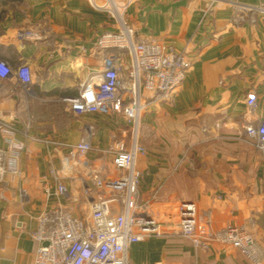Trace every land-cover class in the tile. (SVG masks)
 I'll return each mask as SVG.
<instances>
[{"label":"crops","instance_id":"0c3cea01","mask_svg":"<svg viewBox=\"0 0 264 264\" xmlns=\"http://www.w3.org/2000/svg\"><path fill=\"white\" fill-rule=\"evenodd\" d=\"M208 1L136 0L127 9L136 37L155 38L191 63L168 100L143 95L147 107L137 140L146 153L135 161L138 201H148L155 214H173L181 202H192L209 233L244 226L264 251V153L244 129L264 118V17L246 13L234 23L230 4L264 0H224L207 12ZM114 29L109 14L86 0H0V59L13 71L0 80V123L13 127L26 146L19 184H0V264H32L35 243L28 233L37 217L61 207L87 218L89 202L99 195L92 176H119L109 149L118 136L130 146L131 126L123 115H75L61 101L77 95L83 83L102 71L107 54L129 66L125 52L99 54L93 48L97 36ZM23 64L33 74L27 87L14 75ZM249 92L256 96L257 118L245 105ZM81 140L91 146L85 154L73 150ZM58 184L65 197L57 194ZM111 209L118 213L116 204ZM127 262L250 264L216 243L206 252L195 250L179 235L131 245Z\"/></svg>","mask_w":264,"mask_h":264},{"label":"built area","instance_id":"2783aa9c","mask_svg":"<svg viewBox=\"0 0 264 264\" xmlns=\"http://www.w3.org/2000/svg\"><path fill=\"white\" fill-rule=\"evenodd\" d=\"M95 10L109 14L115 29L101 33L95 39L94 50L125 52L130 58L128 67L117 62L114 54L102 60V71L80 86L77 95L63 97L75 115L96 113L122 114L131 126L132 138L126 147L124 136L115 138L109 153L111 164L119 176L113 179L92 176L98 197L89 202L87 218H78L69 210L56 207L43 212L28 235L35 243L32 264H128L127 250L149 237L179 235L187 239L195 250L206 252L212 243L229 247L240 253L250 264H262L264 251L244 226H225L208 232L199 223L196 206L181 202L173 214L152 213L148 203L138 201L139 173L135 169L137 157L146 151L137 140L139 122L147 107L143 95L150 94L157 101L168 100L184 82L191 63L181 52L162 44L155 38H138L125 18L127 0H86ZM234 8L232 21L239 22L242 14L264 16V1L257 5L230 2ZM23 36L39 39L37 34ZM13 74L0 59V80ZM14 75L23 86H30L33 74L29 66H19ZM245 105L251 117H256V96L249 92ZM3 147H0V184L7 180L19 184L22 178L20 159L25 144L16 138L13 127L0 123ZM246 137L264 153V118L245 128ZM91 149L81 140L73 150L85 154ZM53 174V170H50ZM46 194L48 190L45 188ZM24 196L23 190L21 191ZM115 194L114 196H105ZM57 194L65 197L66 190L57 185ZM102 194V195H101ZM118 206L113 213L111 206ZM209 219L206 224L209 225Z\"/></svg>","mask_w":264,"mask_h":264},{"label":"rangeland","instance_id":"374dc122","mask_svg":"<svg viewBox=\"0 0 264 264\" xmlns=\"http://www.w3.org/2000/svg\"><path fill=\"white\" fill-rule=\"evenodd\" d=\"M184 1H187L188 3H190V2H192L193 0H184ZM136 2V0H127L126 1V3H127V9L133 4V3H135ZM220 2H224V0H211V1H208V3L206 4V7H205V11H207V12H210L212 9H213V6H214V4L215 3H220ZM127 9H126V11H125V18H126V12H127ZM234 13L235 12H232L231 13V18H233V16H234ZM249 14V13H248ZM262 17H264V16H262ZM247 126H245L244 127V129L246 128ZM139 130H140V128H139ZM115 137V136H114ZM119 137V136H118ZM118 137H116V138H118ZM115 138H113V140H114ZM139 183H140V176H139V181H138V185H137V187H139ZM137 190H138V188H137ZM145 203H148V201H143L142 202V204H145ZM183 239H185V238H183ZM185 240H187V239H185ZM188 241V240H187Z\"/></svg>","mask_w":264,"mask_h":264}]
</instances>
